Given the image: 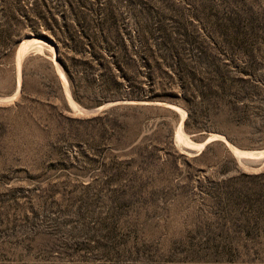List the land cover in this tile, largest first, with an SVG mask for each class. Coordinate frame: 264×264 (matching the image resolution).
Wrapping results in <instances>:
<instances>
[{
  "label": "rangeland",
  "instance_id": "374dc122",
  "mask_svg": "<svg viewBox=\"0 0 264 264\" xmlns=\"http://www.w3.org/2000/svg\"><path fill=\"white\" fill-rule=\"evenodd\" d=\"M47 4L59 20L79 7L74 0ZM85 6L124 13L119 28L126 40L163 56V71L141 70L150 82L167 72L172 78L162 75V82L178 89L188 72L226 65L248 79L264 110V0H86ZM24 38L46 45L24 56L19 72L17 45L10 70L0 72V264H264L260 132L258 141L232 131L231 142L214 131V120L195 118L196 106L186 131L187 111L159 104L171 113L149 120L142 133L166 122L158 143L147 140L160 147L158 156L139 170L143 183L116 185L108 180L118 153L112 123L94 118L118 102L92 108L71 99L72 107L54 45ZM28 56L54 65L68 118L64 138L49 140L31 112L18 110L19 94L13 96ZM230 147L263 156L240 162Z\"/></svg>",
  "mask_w": 264,
  "mask_h": 264
},
{
  "label": "trees",
  "instance_id": "16d2710c",
  "mask_svg": "<svg viewBox=\"0 0 264 264\" xmlns=\"http://www.w3.org/2000/svg\"><path fill=\"white\" fill-rule=\"evenodd\" d=\"M74 1L79 7L62 14L59 20L48 8L47 0H0V72L10 70L8 65L22 38L34 35L54 45L55 59L75 102L92 108L109 102H131L113 105L94 118L112 123L110 136L116 141L113 147L118 153L116 170L108 175L110 182L143 183L139 170H145L158 156L160 147L156 143L166 122H158L150 135L142 134L143 127L160 114L171 113L159 104L184 108L186 131L196 106L195 118L214 120V131L231 142L232 131L256 135L258 141L259 132L264 136V110L248 79L231 72L226 65H217L212 72H188L178 89L162 82V75L172 78L167 72H158L156 80L150 82L149 77L140 75L141 70L163 71L164 58L144 43L136 47L126 40L119 28L124 13L109 6L86 7V0ZM36 60L42 63L33 69L31 63ZM19 85L18 110L31 112L36 127L49 140L64 138V122L68 118L63 115L62 86L53 63L42 56L26 57ZM12 86L16 87L15 78ZM147 140L156 143L149 146ZM122 156L126 159L120 160Z\"/></svg>",
  "mask_w": 264,
  "mask_h": 264
},
{
  "label": "bare ground",
  "instance_id": "6f19581e",
  "mask_svg": "<svg viewBox=\"0 0 264 264\" xmlns=\"http://www.w3.org/2000/svg\"><path fill=\"white\" fill-rule=\"evenodd\" d=\"M41 45L45 46L46 42H44L42 40H36V39L35 40H29L28 39V40H24L21 43V45L18 48L19 50H17L18 54H17V58H16L17 59L18 72L20 70L21 62H22L24 56H26L31 50L38 49V46H41ZM17 77H18V85H19L20 84V75L18 74ZM60 77L62 79L64 90H65V93H66V96H67V99H68L70 105L72 107L76 108L75 103H73V101L71 100L72 98L70 97V93H69V89H68V85H67L68 83L66 81L64 74L60 73ZM18 90H19V87H18ZM18 90L14 94V96H13L14 98L18 95ZM183 119H184V114L182 115V121H183ZM182 121H181V124L179 126V133L177 135L179 141H183L182 139L184 138V136L181 132ZM212 139H219V140L221 139L222 140V137L221 136H214V137H212ZM200 147H203V145H201ZM230 149L240 162L257 160V159H259V157L263 156V153H264V152L263 153L262 152H259V153H255V152L242 153L233 147H230Z\"/></svg>",
  "mask_w": 264,
  "mask_h": 264
},
{
  "label": "water",
  "instance_id": "95a60500",
  "mask_svg": "<svg viewBox=\"0 0 264 264\" xmlns=\"http://www.w3.org/2000/svg\"><path fill=\"white\" fill-rule=\"evenodd\" d=\"M29 38H24L19 44H18V48H19V46L21 45V43L24 41V40H28ZM126 103H131V102H126V101H121V102H118V103H116V104H126ZM115 104V105H116ZM143 104V103H142ZM239 151V150H238ZM240 152H242V153H249V152H245V151H240ZM234 155V154H233ZM235 156V155H234ZM236 157V156H235ZM237 158V157H236Z\"/></svg>",
  "mask_w": 264,
  "mask_h": 264
}]
</instances>
